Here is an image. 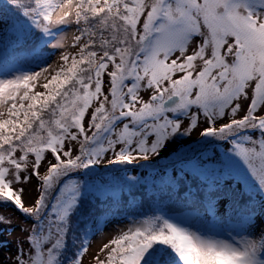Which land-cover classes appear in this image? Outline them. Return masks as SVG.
<instances>
[{
	"label": "snow or ice",
	"instance_id": "obj_1",
	"mask_svg": "<svg viewBox=\"0 0 264 264\" xmlns=\"http://www.w3.org/2000/svg\"><path fill=\"white\" fill-rule=\"evenodd\" d=\"M0 205L13 264H84L107 216L94 264H264V0L0 4Z\"/></svg>",
	"mask_w": 264,
	"mask_h": 264
},
{
	"label": "rangeland",
	"instance_id": "obj_2",
	"mask_svg": "<svg viewBox=\"0 0 264 264\" xmlns=\"http://www.w3.org/2000/svg\"><path fill=\"white\" fill-rule=\"evenodd\" d=\"M73 32H74V28H68L66 32L63 33L62 35H65L68 41L70 42ZM57 56L58 53L53 55L49 60V63L55 61ZM196 138L197 136L194 132L188 139L195 140ZM106 172L110 173V171H105L104 166H102L101 175ZM129 174L136 175V173L134 172H130ZM33 194L34 193L32 187L28 186V189L24 197L25 202H27L29 197ZM117 194L118 195L120 194L118 190L116 192V195ZM174 214L176 213L174 212ZM0 216H3L5 218V222L0 223V264H13L14 257L17 253V249L21 246V242L24 239V233L21 231V229L27 226L28 219L21 213V211L18 208L12 205H0ZM112 219H113L112 216H108V217H104L101 220L102 224H105V221L109 222L105 224L106 231L102 233H98L96 238L91 242L92 247L89 250V254L85 257L84 264H94V261L91 259V254L97 250L102 240H107L109 238L107 235V230L118 226L110 223ZM115 219L121 221V224L119 226H125L128 223V221L125 220L124 218L115 217ZM261 228H264V225L257 224L255 229H253V231L258 232Z\"/></svg>",
	"mask_w": 264,
	"mask_h": 264
},
{
	"label": "trees",
	"instance_id": "obj_3",
	"mask_svg": "<svg viewBox=\"0 0 264 264\" xmlns=\"http://www.w3.org/2000/svg\"><path fill=\"white\" fill-rule=\"evenodd\" d=\"M7 2V0H0V4ZM146 170L145 169H138L137 171H135L134 173H136V175H140L141 173H144ZM112 172H106L104 174H102L103 176H109L112 175ZM135 195H136V206L134 208H129L128 205L125 204L126 200H131V196H129L127 189L124 190V192L121 194H117V198L120 199L121 204L127 209V211L129 212H134L136 214H144V215H151L152 214V208L155 207V205L153 204L152 201L148 200L147 203H143V201L147 200L146 196H141L140 193L143 192V189H137L134 190ZM166 203V202H165ZM142 205V206H141ZM108 204L107 201H105L104 203H98L95 206V210L97 211V213H102L103 210L105 208H107ZM162 207H164V205H161ZM165 211H168V208L165 207L164 208ZM172 215H175L174 212L169 213ZM125 215V213H121L120 215H117L116 217L119 218H123ZM108 217V216H107Z\"/></svg>",
	"mask_w": 264,
	"mask_h": 264
}]
</instances>
